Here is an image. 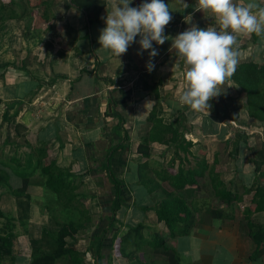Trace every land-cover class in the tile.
Masks as SVG:
<instances>
[{
  "label": "crops",
  "instance_id": "1",
  "mask_svg": "<svg viewBox=\"0 0 264 264\" xmlns=\"http://www.w3.org/2000/svg\"><path fill=\"white\" fill-rule=\"evenodd\" d=\"M68 1L64 0V8L71 10L74 15L71 18L65 17L63 23L66 26L64 36L68 38L67 43L75 42L72 55L69 49L63 50L64 47H53L50 51L51 41L47 39L44 41L46 48L43 46V55L40 54L39 59L32 65L26 57L34 54L35 49L29 51L19 47V30H14V26L19 25L21 20V26L27 27L31 18L28 9L21 18L0 19V127L4 130L12 125L15 136L24 134L23 137L20 136L23 140L16 143V147L20 146L19 150L12 154L8 147L5 150L3 148L5 144H13L15 141H10L8 133L5 134L0 144V169L6 172L7 184L13 188L19 187L21 177L26 175V191L30 197L26 230L22 231L21 225L14 218V197L0 185V199L3 194H8L13 197L14 204V211L0 206L1 211L13 217L11 264H28L30 260V247L26 255L14 251L13 240L19 234L25 235L28 241L29 238H38L43 228H55L47 205L51 209L56 206L48 198L49 193L44 188V176L40 167L54 162L56 166L69 168L71 173L80 175V185L85 184L88 178L85 174L86 160L80 146L86 141L83 138L96 129L112 131L117 138L123 137L124 129L128 131L126 150L121 152L124 160L122 167H119L120 162L115 160L118 158L116 156L111 162V168L123 181L125 190L130 192L131 196L128 194L126 206H120L115 211V220L129 226L141 224L142 236L146 240H151L155 233L167 238V229H164L163 224L155 217L157 202L151 200V194H147L145 188L138 183L136 175V164L142 158L135 148L148 111L155 105L156 114L163 122L168 123L176 117L178 109L182 107L188 116L187 121L199 120L204 134L216 132L219 123L217 118L202 114L199 105L192 99L193 91L201 79L198 78V68L202 65L199 57L213 53L222 58L227 68L241 61H264V0H97L99 5L101 3L100 9L96 16H88L90 23H87L85 12L67 7ZM49 3L52 4L50 0ZM8 24L13 29H9ZM32 38L35 39L32 40L34 46L41 41L37 37ZM6 41L15 45L6 49ZM80 42H83L82 45ZM83 59L86 63L82 64ZM77 61L80 63V68H76L79 72L92 73L95 70V76L104 79L94 91H88L87 86L79 85L80 83L75 85L78 73H74L73 62ZM216 79L219 82V78H215L212 85ZM142 82L155 83L157 97L142 89ZM25 87H30V90L26 91ZM109 94L117 103L119 115L125 119L122 126H115L116 119L111 114L105 116L104 100ZM92 95L100 100L95 103L97 108L90 114L92 118L89 117L92 108H89L88 104H94L85 103L80 108L84 113L83 119L70 120L72 117L68 116L69 108ZM227 100L231 102L232 98ZM224 104L227 105L226 101ZM239 104L243 110L241 102ZM230 108L232 109L231 106ZM236 110L238 111V107L234 111L237 112ZM243 112L246 115L244 110ZM234 114L237 116L239 112ZM240 115L242 116L241 112ZM86 118L91 119L85 120ZM246 119L257 123L247 115ZM84 121L93 124L84 125L85 128H82ZM93 138V148L96 153L98 150L100 152L105 148L106 142L102 135ZM100 140L105 142L103 146L98 144ZM164 146L166 147L157 142L149 144V169H155L156 153ZM189 150L191 157L196 155L191 148ZM38 152H44L43 156L38 155ZM172 152L171 149L173 155ZM28 153L29 166L25 165ZM249 164L251 163L245 165L248 167ZM178 165L175 164V169ZM173 167L174 163L172 170L175 171ZM31 169V173H25ZM251 171H243L242 176L251 177ZM13 178L17 180L12 181ZM103 179L104 176H101L100 183L109 190L110 185ZM98 180L97 177L93 181L96 184ZM155 181L162 183L157 179ZM82 193L90 194L93 190H85ZM249 198V194L242 195L244 203L239 216L230 213V218L219 219L201 218L195 214V222L188 233L173 240L179 264H264V248L256 245L247 235L243 221L241 211ZM86 199L89 202L93 197L87 196L80 200L89 213L93 212L88 209L91 207L89 203L88 207L86 206ZM101 215L102 213L100 217ZM98 217L99 214H96V218ZM250 218L255 223L264 224V211L254 212ZM0 220L3 221L1 218ZM91 221L92 218L89 223ZM95 224L96 221L92 222L91 226ZM78 231H86L83 236V239H86L90 231L89 224L85 222ZM77 240L78 238L72 244L75 249ZM88 240L81 251L76 250L81 253L88 251L90 258H93V250L88 248ZM142 247L150 249L145 244H142ZM152 254L153 250H148L147 260L141 259V264H154ZM133 255L130 253L129 258H126L131 260L129 263L140 264L135 262ZM107 256L102 257L101 264H128L121 262L117 257L114 258L112 253ZM3 258L9 259L7 256L0 257V264ZM149 258L152 260H148ZM164 261L162 259L160 264Z\"/></svg>",
  "mask_w": 264,
  "mask_h": 264
},
{
  "label": "trees",
  "instance_id": "2",
  "mask_svg": "<svg viewBox=\"0 0 264 264\" xmlns=\"http://www.w3.org/2000/svg\"><path fill=\"white\" fill-rule=\"evenodd\" d=\"M39 2L34 5L40 4L39 7L42 9L40 16L43 20H47L50 17L47 12L50 3L47 0ZM29 5L28 0H7L4 3L0 1V19L21 18L25 15V9ZM100 5L97 0H69L66 3L67 7H74L80 12H85L87 23H90L88 17L90 14L97 15ZM199 59L202 61V65L198 68V78L201 79H199V85L193 91L194 97L191 96L192 99L198 102L199 111L202 113L201 110L203 109L206 111L205 114L213 115L216 118L219 117V114L225 113L222 108L217 106L216 101L218 99L222 102L224 98L229 99L231 97H224V92L213 91V80L219 78L221 85L228 88L232 87V89L236 87L239 90L241 105L247 117L261 123L264 128V61H241L227 68L223 64L222 58L213 53H206L200 56ZM212 70L214 74H212ZM141 87L157 97V85L155 83L142 82ZM98 101L100 102L95 95L83 98L77 108H74L71 112L68 111L70 113L68 116L72 117L70 120H75L78 116H80L79 119H82L84 113L80 109L81 106L85 103L95 104ZM104 102L106 105L105 116L111 114L116 119L115 126H122L125 119L119 115L117 103L111 99L110 94ZM88 106L91 105L88 104ZM232 116L233 118L236 117L235 114ZM89 119L86 118L85 120ZM184 121L183 108L178 109L177 115L172 121L165 123L156 114V107L153 105L145 117L144 126L140 130L135 148L136 153L142 158L136 164L137 181L145 188L147 194L158 191L159 199H157V207L154 212L156 220L166 226L167 235L170 238L168 243L158 233H155L151 240L144 239L141 232L142 225L139 223L133 226L127 225L125 230L119 233V228L116 225L122 226V224L117 223L115 220V211L120 206H126L129 195L125 191L123 181L114 174L111 162L118 156L115 160L119 161V164H121L119 167H122L124 160L121 152H125L129 137L127 129L123 130V137L121 138L113 135L112 131L102 129V136L107 143L106 150L102 155H99L102 158L99 164L96 161V150L93 148V144L89 142L82 143V147L87 162L85 173L90 176L96 175L97 178L101 170L105 171L104 179L107 180L110 189L107 190L100 183L102 178L96 181L97 187L103 190L104 195L99 196L93 193L85 194L76 191L81 184V181H79L80 175L71 173L69 168L56 166L54 162L40 167V172L44 176V188L49 193L48 198L56 206L51 209L47 205L49 217L55 228H43L38 238H29L30 260L28 264H83V253L77 251L72 244L76 240L78 229L85 222L90 221L88 211L83 207V201H80L81 198L87 196L96 197L98 203L106 205L105 213H102L99 222L95 224L96 230L90 234L88 240V248L93 250L92 264H101L102 257L107 255L109 257L111 253L122 258H129V254L141 249L142 244L153 250V253H161L165 260L163 264H179L173 240L177 236L188 233L189 227L192 226L195 220L193 212L195 207L187 204L182 197L175 195L173 190L182 189L186 185H197V179L203 178L205 173L208 176L213 196L224 206H228L231 202L242 201V195H250L247 204L243 206L241 211L243 221L247 235L256 245H261L264 248V224L255 223L250 218L252 213L264 211V137L256 147H247L250 156L246 157V161L252 165L251 182L247 185L238 182V190L233 192L226 189L219 177L212 173V165L217 162V152L212 154L210 163L205 152L201 153L200 157L193 156V166L184 168L183 165H180L187 160V155H191L189 148L196 143V141L186 136L189 132L183 127ZM151 142L171 146L173 155L170 157L166 168L155 170L149 169L147 166L149 144ZM237 143V138H234L232 141L233 148L228 152L229 156L237 154ZM40 152H38V155L43 156L44 152ZM29 155V153L26 155L27 163L25 165L27 166L30 165ZM175 159L178 160L179 165L174 171L172 166ZM31 171L32 169L25 173L29 174ZM152 175H154V178ZM7 178L6 172L0 169V185L4 186L10 195L14 197L16 206V216L14 218L23 229H26L30 200L26 191L27 177L23 175L20 186L14 188L7 184ZM104 179L103 181H105ZM155 179L166 181L172 190L166 191ZM59 212H61V216ZM222 212L221 208H208L205 213L208 214V217L220 219L226 217ZM0 218L3 219L0 225V257L7 256L10 260L9 264H11V240L14 236L12 231L14 225L11 220L13 217L0 210ZM178 225H184V227L180 228ZM108 234L110 235L107 236Z\"/></svg>",
  "mask_w": 264,
  "mask_h": 264
},
{
  "label": "rangeland",
  "instance_id": "3",
  "mask_svg": "<svg viewBox=\"0 0 264 264\" xmlns=\"http://www.w3.org/2000/svg\"><path fill=\"white\" fill-rule=\"evenodd\" d=\"M1 2H5L7 0H0ZM30 2L29 7H27L25 9V12L28 9V13L29 16L31 17L30 20H28L29 22V27L27 28L26 26H21L23 25V22L21 20V22L19 23V25H15L14 26V30H19L18 32V37L20 38V40L22 41H18V45L19 47H22V49H28L33 50L35 49L34 54L30 55L28 58L26 57L27 61H31L30 64H34L37 59H39V55L41 53H43V51L45 50L43 46H45L46 48V44H45V40L49 39L50 42V51L53 47H55L56 49H59V47H64L63 50H70V55H72L73 53V44H75V42L73 41V43L71 42L70 44L67 43V37L64 36L65 33V29L66 26H64L63 21L66 18H71V16H73L74 14L71 12V10L64 8V0H50L52 2V4L48 5L47 8V12L49 13L50 17H48L47 20H43L40 16V11L42 10L39 5L35 6L34 4H38L40 3L39 1L41 0H28ZM49 1V0H47ZM53 5V6H52ZM36 8V10H35ZM25 24L27 22H24ZM48 26V28H47ZM7 27L9 29H13L12 27L9 26V24L7 25ZM49 29H52L50 32L48 31ZM69 32V31H67ZM33 37H37L38 39H41L40 42H37L34 46L32 40H35ZM8 43H5L7 45L6 49H9L11 46L15 45L9 41H6ZM83 42H80V44L82 45ZM45 44V45H44ZM47 44H49L47 42ZM100 47L101 45L98 44ZM84 47V46H83ZM48 48V47H47ZM98 48V47H97ZM99 49V48H98ZM61 50V49H60ZM43 55V54H41ZM25 60V61H26ZM70 61H72V59H70ZM97 61V60H96ZM95 61V63H96ZM86 63L84 62V59L82 60V64ZM74 64V73H78L77 78L78 80L76 81L75 85H86L87 86V90L88 91H94V89L96 88V86L101 85L102 81L104 80L101 77H96L95 74L93 73L94 71H92V73L89 72H85V71H81L79 72L76 68L79 67L80 68V63L79 61L77 62H73ZM83 67V65H81ZM82 87V86H81ZM214 90L213 91H220L221 93H225L224 97L226 96H230L232 98V101L229 102L226 98H224L222 100V102L220 100L217 99L216 104L217 106H219V108H222L225 113H221L219 114V117L217 118V122H219L217 124L216 128V132L211 131L210 134H204L200 128V122L199 120H189L188 116L184 113L186 112L185 109H183V118L185 119L184 123H183V127L186 129V131H188L189 133L186 135L188 138L193 139V141H196V143H194L190 148L192 149L193 153H195L197 157H200L202 154L201 153H205L206 152V156L208 158L209 163L212 161V152L215 151L217 152L216 155V159H217V164H213L212 165V169H213V174L215 176H218L219 179L223 182V185L225 186L226 189H230L231 191H236L238 190L237 187L238 186V182H242L243 184L247 185L251 182V177H243L242 173L243 171L247 170L250 172L252 169V165L249 164L248 167L245 165L248 163V161H246V157L249 155L250 153L247 149V147H256L259 143V141L264 137V128L261 125V123H254V122H250L246 119V115H244L243 110L241 109V107L239 106L240 102H241V98H240V92L239 90L235 87L234 89L228 88L227 86H223L220 84V82H218V80L216 79L214 82ZM26 91L30 90V87H25ZM82 100V99H81ZM80 100V101H81ZM226 101V106L224 104V102ZM195 103L198 105V102L195 101ZM76 104H80L79 102H77ZM73 106L72 108H69V111L71 112L74 108H77L78 105ZM238 107V111L239 114H237V112H235L234 110ZM230 106L232 107V109L230 108ZM92 108L91 113H89V117L90 114L93 113V111L96 109V104H94V106H89V108ZM182 108V107H181ZM180 108V109H181ZM229 110V112H228ZM202 114L206 113L205 110H201ZM245 111V110H244ZM240 112L242 113V116L240 115ZM234 113L237 114V116L235 118H233L232 115H234ZM70 114V113H69ZM230 114V116H229ZM93 116V115H92ZM80 116H78L79 119ZM199 117V116H198ZM197 117V118H198ZM92 118V117H91ZM90 118V119H91ZM83 119V118H82ZM77 121V120H76ZM80 122V121H79ZM81 123V122H80ZM84 124L87 125H91L93 124V122L91 123H87V122H83V126L82 124H78L79 126H82V128H85ZM1 125V123H0ZM17 127V126H16ZM197 127V128H196ZM92 128V127H91ZM196 128V129H195ZM0 127V144H1V140L3 139V137L5 136V134L8 133V137L10 138V141H15L12 143H8L7 145L5 144L4 146V150L7 149L9 152L11 151L12 153H17V151L19 150V147H16V143L19 141L21 142L23 139H21L20 136L23 137L24 134L20 135V136H15V129L13 128L12 130V125L9 126V129H4ZM16 130H19V128H16ZM19 132V131H18ZM101 136L102 135V130L101 129H96L94 130L91 134L87 135L86 137H82L84 140L83 143L89 142V143H94V136ZM234 138H237L238 140V151L237 154H234V156H229L228 152L233 148L232 146V141L234 140ZM105 140V138H104ZM105 142L107 143V141L105 140ZM105 142L103 140H100L98 142V144H100V146H103L105 144ZM15 143V144H14ZM94 145V144H93ZM24 146V145H23ZM1 147V145H0ZM22 147V146H21ZM96 148V147H95ZM81 151H84L82 144L80 146ZM160 152H157V158L155 160V164L156 165L154 168L155 170H161L159 169V167H165L168 163L169 157H171V146L166 145V147H161L159 148ZM169 149V150H168ZM106 150V146L105 148H102V150L99 152V150L96 153V161L97 164H99V162H101V157L99 155L103 154V151ZM166 150H168V153H166ZM166 153V154H165ZM191 153V152H190ZM10 154V155H11ZM83 157H84V153H83ZM140 157V156H139ZM186 161H183L181 164L183 165V167H190L193 166V162H194V158L191 157L190 155L187 156ZM85 163L87 164V162L85 161ZM161 164V165H160ZM175 164L178 165V160L175 159L174 161V167L173 169H175ZM160 165V166H159ZM242 167H246V168H242ZM157 168V169H156ZM217 169V170H216ZM169 171V170H168ZM13 172L16 173V170L13 169ZM104 170H101L98 174L99 177L98 179L100 180L101 176H104ZM86 174V173H85ZM152 174V173H150ZM87 175V174H86ZM209 175V174H208ZM88 178H86V182L85 184H83L82 186L80 185L76 190L79 191L80 193H82L83 191H89L91 189V191L93 190V194L95 195H99L102 196L104 195L103 191L101 190V188L97 187L98 185L95 184V182L93 181L94 179H96L95 175H87ZM118 177V176H117ZM152 177L154 178V175H152ZM119 178V177H118ZM17 180L15 178L12 179V181ZM98 180V181H99ZM161 187H163L166 191H171L172 188L168 185V183L166 181H162V183L160 184V182L158 183ZM126 191V190H125ZM106 192V191H105ZM127 192V191H126ZM108 193V192H107ZM173 193H175V195L182 197L187 204H190L191 206L194 205L195 207V211L194 214H196L197 216H201V218H211L208 217V214L205 213L207 211L208 208H213V209H217V208H221L223 210L222 213H224V215L226 217L223 218H230L227 216H230V213L233 216H239L240 215V210L242 207V204L244 202L240 201V202H231L228 206L223 207V205L216 199H214L213 194H212V190L210 188L209 185V181H208V176L205 173L203 178H198L197 179V185H186L185 187H183L182 189H178V190H173ZM127 194L130 195V192H127ZM131 196V195H130ZM151 200L154 202H157V199H159V193L158 191H153L151 193ZM86 202V206L88 207L87 203H89V205L91 207H89L88 209L90 211L93 212H88V217H90V219L92 218V221L89 223V227H90V231H88L89 235L86 239H83V236H85V232H76V239L78 238L77 242L74 244V246L76 247L77 250L81 251L85 245L86 240H88L90 238V234L96 230L94 226L92 225V222L98 223L100 220V213H105L106 211V205L105 204H100L97 202L96 197H93V199L89 200V202H87V199L85 200ZM0 206L1 207H8L9 209H11L12 211H14V204H13V197H11L8 194H3V196L0 199ZM84 207V206H83ZM104 208V209H103ZM63 213V212H62ZM96 214H99V217L96 218ZM59 215L61 216V212H59ZM215 218V217H212ZM3 221L0 220V224ZM195 222V220H194ZM193 222V223H194ZM35 224V223H34ZM20 225V224H19ZM19 225H17L19 228H21ZM36 225V224H35ZM118 226L119 228V233H122L125 230V226ZM129 226V225H128ZM164 226V225H163ZM184 227V225H178V227ZM120 228H122V230H120ZM191 227H189L190 230ZM157 229V227H156ZM164 229H166V226H164ZM22 231H25L26 229H23V227L21 228ZM143 231V229H142ZM110 234H108L107 236H109ZM166 236V235H165ZM167 238H164L165 241H168L169 236H166ZM79 239H82L79 240ZM106 240V239H105ZM108 241V240H106ZM75 242V241H74ZM14 246V251L19 253L22 252L24 253V255H26L29 251V244L28 241L26 240V236L23 234H19L17 236V238H15L13 240V244ZM147 248V247H146ZM143 249V247L141 249H138L137 251H134L131 253V255H133L134 260H136V263H143V260H147V253L148 250L150 249ZM83 253V264H91L92 263V258H90V254L87 251V253L82 252ZM90 253L92 254V250L90 251ZM113 254V253H112ZM113 257H117L119 260H121V262H126L128 264H130L129 259L126 258H122L119 256H115L113 255ZM151 257L155 260L153 263L154 264H160L162 263V259H164L163 255L161 253H155L151 255ZM143 259V260H141ZM148 260H152L151 258H149ZM2 264H8L9 263V259L7 258H3V260L1 261ZM134 263V261H133ZM61 264V263H59ZM135 264V263H134Z\"/></svg>",
  "mask_w": 264,
  "mask_h": 264
}]
</instances>
